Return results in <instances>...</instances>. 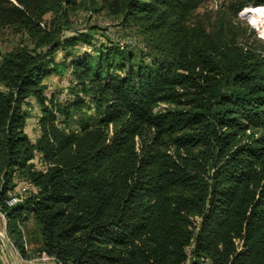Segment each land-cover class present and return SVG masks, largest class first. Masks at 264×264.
<instances>
[{"label":"trees","instance_id":"obj_1","mask_svg":"<svg viewBox=\"0 0 264 264\" xmlns=\"http://www.w3.org/2000/svg\"><path fill=\"white\" fill-rule=\"evenodd\" d=\"M76 3L0 0V26L33 43L0 53V213L18 256L34 222L54 264H264V45L188 35L194 0H120L158 53L134 63L133 47L63 33ZM47 13L60 22L42 29Z\"/></svg>","mask_w":264,"mask_h":264},{"label":"rangeland","instance_id":"obj_2","mask_svg":"<svg viewBox=\"0 0 264 264\" xmlns=\"http://www.w3.org/2000/svg\"><path fill=\"white\" fill-rule=\"evenodd\" d=\"M253 0H194V5L188 10L183 19V25L188 31V35L204 30L215 40L224 42H234L239 45L243 43H253V46L264 45V34L261 28L264 25V5L254 6ZM13 2V1H12ZM115 2V3H114ZM247 4L235 14L236 9L241 4ZM261 8L259 15L246 17L244 14L252 8ZM67 24L61 28L66 35L87 32L94 34L97 41L112 40L120 45L133 47L134 63H138L140 55L148 57L157 55L156 50L152 49L142 34L137 31V25L134 22H125L120 10V0H77L74 6L67 8ZM60 19H56L53 14L44 15L40 23V28L50 29ZM54 24V25H53ZM256 40V41H254ZM253 41V42H252ZM32 38L17 26H0V53L4 55L16 47L32 46ZM147 44V47H146ZM84 45V44H83ZM90 50L92 46H82ZM67 77V75H66ZM50 82L49 90H52L57 96L58 101L66 100L71 102L73 96L68 91L66 79L57 76L48 77ZM63 102V101H62ZM86 102V101H85ZM29 118L26 120L25 131L29 138L34 141L38 130L37 116L39 107L35 104L26 105ZM88 111L93 113L92 109H86V106L80 107L73 113L74 123L79 113ZM71 128L75 125L70 121ZM70 129V128H67ZM27 189L23 184L21 192ZM15 190L12 194H17ZM19 191V192H20ZM0 214V233L7 239L6 219ZM25 242L24 247L28 251L31 259H21L13 249L18 264H54L52 261L38 260L35 249L39 246L40 235L34 222H28L23 227ZM9 241V239H8ZM11 244V243H10ZM0 253H2L4 264H12L4 245L0 240Z\"/></svg>","mask_w":264,"mask_h":264},{"label":"water","instance_id":"obj_3","mask_svg":"<svg viewBox=\"0 0 264 264\" xmlns=\"http://www.w3.org/2000/svg\"><path fill=\"white\" fill-rule=\"evenodd\" d=\"M11 1H13V0H11ZM0 240H1L2 244L4 245L6 253L8 254L12 264H18V260H17L16 256L14 255V252L12 249V245L10 244L8 239L2 233H0Z\"/></svg>","mask_w":264,"mask_h":264},{"label":"built area","instance_id":"obj_4","mask_svg":"<svg viewBox=\"0 0 264 264\" xmlns=\"http://www.w3.org/2000/svg\"><path fill=\"white\" fill-rule=\"evenodd\" d=\"M22 200V196L21 195H17V194H13L7 201V204L8 205H12V204H15L19 201ZM42 259H45V260H49L50 258H47V257H44ZM203 264H206V263H203Z\"/></svg>","mask_w":264,"mask_h":264},{"label":"bare ground","instance_id":"obj_5","mask_svg":"<svg viewBox=\"0 0 264 264\" xmlns=\"http://www.w3.org/2000/svg\"><path fill=\"white\" fill-rule=\"evenodd\" d=\"M259 12L261 13L262 12V9L261 8H258V7H255V8H252L251 10H249L247 13H245L244 15L246 17H249V16H256V15H259ZM261 33L264 34V25L262 26L261 28Z\"/></svg>","mask_w":264,"mask_h":264},{"label":"crops","instance_id":"obj_6","mask_svg":"<svg viewBox=\"0 0 264 264\" xmlns=\"http://www.w3.org/2000/svg\"><path fill=\"white\" fill-rule=\"evenodd\" d=\"M0 214H1V213H0ZM1 215H2V214H1ZM3 218H4V217H3ZM39 259H40V260H44V261H46L45 259H42V258H38V260H39ZM48 261H49V260H48ZM52 263H54V262H52Z\"/></svg>","mask_w":264,"mask_h":264}]
</instances>
